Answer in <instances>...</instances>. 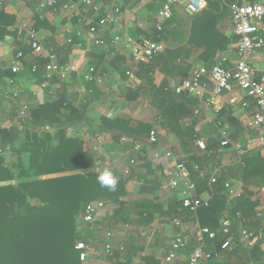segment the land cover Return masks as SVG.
<instances>
[{
    "label": "crops",
    "instance_id": "obj_1",
    "mask_svg": "<svg viewBox=\"0 0 264 264\" xmlns=\"http://www.w3.org/2000/svg\"><path fill=\"white\" fill-rule=\"evenodd\" d=\"M67 1L69 0H60L62 3ZM96 1L106 7L120 4L126 20L110 29L102 45L93 43V37L89 34L88 26L81 14L63 11L58 5L56 8L44 10L43 17L40 19L38 18L39 13L34 10V4L29 5L24 0H0V12H6L13 18L12 24L8 25L5 30H10L12 26L23 21L34 22L38 32L44 36L43 55L53 52L57 54L59 60L64 59L65 63H72L76 66V71L69 74L66 79L55 78V81H50L47 86L37 84L27 74L34 56L28 45L15 36L11 30L10 33L5 31L2 36L0 35V84L5 85L8 77H15L16 84L10 90L17 94L14 97L13 94L0 90V128L20 130L17 140L0 147V154L5 165L14 169L15 164L7 162L11 158L8 152L16 154V161L19 160L20 154L25 156L29 153L25 147L26 141L23 139L26 129L43 134L47 132L57 144L59 128H37L28 121H23L24 118L19 116L20 103L29 106L32 103L53 100L58 96L64 97L67 103L79 109L83 119L60 127V129L68 136L78 138L82 142L83 150L92 156L94 163L88 170L75 172L90 171L100 174L101 170L110 168L123 182L122 185L118 183L111 197L102 198L106 201V209L100 213L96 221L84 223L78 219L77 230L81 236L80 239L91 244L90 261L93 264H152L156 260L158 264H165L164 258L169 252L171 242L175 234L180 232L187 244L185 249L179 252L176 263L187 264V256L195 246L197 227L201 225L195 216L196 212L191 211L194 217L189 219L182 213L176 217L178 212L176 214L175 212L183 208L181 199L184 181L180 179L177 188H169L166 185L165 174L167 168L174 166V161L165 157L161 160H154V153L162 154L166 151L174 153L190 169L191 179L194 182L195 175L198 176L193 170L194 165H198L205 172V177L216 169L217 181L224 178L220 191L214 192V187L208 184L202 190H197L196 187L192 192L193 195L208 200L209 203L222 196L229 206L239 196L228 194L227 185L240 195L246 193V190L250 192L251 200L258 202L255 209L262 211L264 210V187L259 188L252 184L246 187L238 170V164L243 157L253 155L255 158L260 156L264 159V148L260 146L248 148L241 158L238 154V150L244 147L247 138L258 134V130H248L242 123L243 119L252 113V108L248 107L243 110L238 106L228 104L227 93H222L217 97L214 107H208L205 104V98L209 95L207 91L204 98L193 97L186 93L175 94L178 100L185 98L188 101L186 105L192 108L193 115L184 117L178 123H173L168 127L164 126L157 109L150 103L148 92L145 89L141 90L136 99L126 98L130 90L142 80L146 71L143 73L141 70L144 64H136L132 61L129 47L123 41L117 44L111 42V37L116 33H120L123 38L128 34L137 38L139 34L144 33V30L149 28L156 18L157 4L146 3L144 0ZM252 1L225 0L227 3L240 4ZM184 16L189 20L190 14L181 8H175L171 17L164 22L167 39L161 40L164 48L169 45L182 47L184 53L187 54L183 63L178 58L170 75H165L163 71H160L157 63L152 61L148 63V69L155 72L154 76L151 75L153 83L159 85L165 81L172 90L183 79L189 77L192 67L196 65L212 67L220 55L231 58L235 56L236 42L233 25L226 8L220 15L219 31L231 40L228 53L217 52L205 61L201 59V54L206 48L203 42L197 48L187 44L190 34L189 22L183 20ZM140 24L142 27L139 26ZM255 24L260 29L264 25V20L257 21ZM19 48L24 51V59L20 63L18 72L12 74V62ZM252 64L257 70L258 77L264 75V45L254 55ZM90 68L94 69L92 73L94 79L88 81L85 75L89 73ZM126 70L133 71L135 80L128 78ZM209 80L208 76L203 79L207 84L210 83ZM250 105H252L251 101ZM196 110L197 113H195ZM221 110L225 111V114L219 118L218 114ZM103 117L120 118L128 122L133 129L140 124H148L150 126L147 130L153 128L157 130L158 142L153 144L148 142L147 136L150 130L143 134H131L115 128L110 129L103 123ZM220 130H225L231 140L230 144L223 148L219 145ZM198 139H203L207 149L214 153L204 154V151L197 145ZM135 140L142 144L139 151H136L133 146ZM133 156L137 159V165L132 174L135 177L125 176L122 172L123 167L127 159ZM198 178L204 177L198 176ZM11 183L13 182H0V185ZM115 192L119 195L114 199ZM174 220H178L180 225L176 226ZM239 220V223L234 222L231 227L235 248L223 249L222 253L216 252L213 259L206 258L200 264L209 261L220 264L264 262V232L261 229L257 231L246 229L244 226L251 223V219L247 217L241 216ZM221 223L216 231L219 235H221L219 232ZM242 229L253 233L249 241L241 240L240 230ZM106 244L112 246V254L105 252ZM208 252L212 253L211 250ZM144 258H148V263ZM255 260L256 263H254Z\"/></svg>",
    "mask_w": 264,
    "mask_h": 264
},
{
    "label": "trees",
    "instance_id": "obj_2",
    "mask_svg": "<svg viewBox=\"0 0 264 264\" xmlns=\"http://www.w3.org/2000/svg\"><path fill=\"white\" fill-rule=\"evenodd\" d=\"M24 1L29 5L34 4L32 0ZM206 2L207 5L201 12L188 18L190 34L187 39V44L193 48L199 47L201 42L205 44L206 48L201 54L204 61L212 58L217 52L228 53V46L231 43V40L219 31L220 15L225 8L223 3L220 0ZM10 17L8 13L0 12L1 36L5 31L10 33L9 29L5 30L13 22V18ZM14 35L16 36L15 33ZM151 38L155 41L166 40L165 28L160 32H154ZM186 57L187 54L181 46L169 45L158 53L152 62L157 63L159 70L165 75H170L172 68L175 67V61L179 58L183 63ZM47 62L46 56H33L27 70L28 77L42 85L45 79L44 65ZM60 63H65L64 59H61ZM33 65H37L35 71H32ZM148 66V63L143 65L141 70L143 73L146 71V74L139 84L130 90L126 98L136 99L141 90L145 89L150 103L157 109L163 120L162 124L166 127L193 115L192 108L186 105L188 101L185 98L178 100L174 90L170 89L165 81L159 85L153 83L151 75L154 76L155 72L150 71ZM55 78L57 79L56 75H53L49 83L55 81ZM15 84L16 81L11 87ZM224 114L225 111L221 110L219 118ZM23 118V121H28L33 127H58V143L56 144V140H52L47 132L43 134L26 129L23 139L29 153L25 156L20 154L15 164L18 171L15 167L14 169L7 167L0 154V182H13L0 185V264H80L74 246L81 237L77 230V222L82 207L89 201L111 197L113 191L98 183L99 174L90 171L75 172L88 170L94 164L92 156L83 150L82 142L60 129L83 119L75 105L58 96L43 103L29 104L27 114ZM102 121L110 129L115 128L131 134H143L150 130H147L150 125L145 123L133 129L128 122L120 118L103 117ZM19 133V129L0 128V147L17 140ZM238 168L246 187L250 184L259 188L264 187L262 157L255 158L253 155L243 157ZM221 179L212 186L214 192L222 188L224 178ZM194 180L197 190L208 186L207 177L200 179L195 175ZM119 184L122 185L123 182L119 180ZM245 192L229 206L227 200L219 196L208 205L198 207L195 216L199 224L217 231L220 222L227 216L235 217L236 212H239L243 218L251 219V223L244 226L246 229L253 231L261 229L264 232V210L257 211L255 207L258 202L251 200L250 192L247 190ZM118 195L119 193L115 192L114 199ZM179 210L175 212V214L178 212L176 217L182 214L188 216V219L194 217V213L187 208H182L180 212ZM239 221L235 219L234 222ZM205 244L206 258L213 259L216 252H223L224 238L219 234L212 239L206 236ZM209 250L212 251L211 254ZM144 259L148 263V258ZM155 263L158 264V261L154 260L152 264ZM204 264L220 263L209 261Z\"/></svg>",
    "mask_w": 264,
    "mask_h": 264
},
{
    "label": "built area",
    "instance_id": "obj_3",
    "mask_svg": "<svg viewBox=\"0 0 264 264\" xmlns=\"http://www.w3.org/2000/svg\"><path fill=\"white\" fill-rule=\"evenodd\" d=\"M34 10L39 13L38 18L42 19L43 11L48 8H56L60 6L63 11L81 14L83 21L88 26V32L93 37L95 45L105 43V36L110 32L111 28H115L118 24L126 22L123 14V8L120 4L112 7H106L99 4L96 0H69L60 2V0H32ZM137 1V0H129ZM146 3L157 4L156 18L149 28L144 30L145 33L139 34L137 38L131 34L124 36L116 33L111 37V42L117 44L122 42L129 47L131 59L136 64H147L153 58L164 50V45L161 41H155L151 37L154 32H160L164 29V22L167 21L173 14L175 8H181L186 13L193 15L201 12L206 7V0H144ZM224 7L228 10L230 19L233 25V34L236 42L235 56L233 58L226 55H220L214 65L207 68L203 65L192 67L188 78L183 79L177 84L173 90L176 95L189 94L193 97L204 98L205 92L209 95L205 98V104L208 107H214L217 97L222 93H227L228 104L238 106L246 110L252 108V113L243 119V126L248 130H258V134L247 138L244 147L238 150L240 158L246 153L247 149L254 147L264 148V75L258 77L257 70L252 64L254 55L264 45V25L259 29L255 22L264 20V0H253L250 3L240 4L237 2L227 3L225 0H220ZM142 27V24L139 25ZM16 36L28 45L34 56H46L48 62L44 65V81L43 86L49 84V80L53 75L58 79H66L69 74L76 71V66L72 63H60L56 53H44V36H42L34 22L23 21L10 28ZM24 59V52L20 48L16 51L11 73L15 74L19 70L20 63ZM37 69V65L32 66V71ZM93 68L89 69V73L85 75V79L91 81L94 79L92 73ZM126 75L129 79L135 80V74L132 70H126ZM208 76L210 83H204V77ZM15 79L8 77L5 80V85L0 84V90L4 93L17 94L10 89L14 84ZM250 101L252 105H250ZM27 104L20 103L19 116L25 117L27 114ZM197 113V110L195 111ZM221 140L220 148L230 144L225 130H220ZM147 140L153 144L158 142V133L156 129H151L148 133ZM198 147L204 151V154L211 155L214 152L207 149L206 142L203 139L197 140ZM133 146L136 151L142 147L141 142L133 141ZM163 154V157H162ZM154 153V160L171 158L174 161V166L166 169V185L169 188L175 189L179 185V180L184 181L182 190L181 206L192 212H196L201 205H208L209 201L193 195L192 192L196 188L195 182L191 179L190 169L184 162L171 151L164 153ZM137 165L136 157H129L127 163L123 167L125 176H133L134 167ZM193 170L199 177H205L206 174L199 168L198 165L193 166ZM102 171V170H101ZM100 171V172H101ZM217 170H213L208 177L209 186L217 183ZM228 194L240 196L233 189L227 186ZM106 209V201L103 199L93 200L83 205L79 214V219L84 223H93L103 210ZM241 214L236 212L235 217L229 216L225 218L220 226L219 232L224 237V249L232 250L235 248V241L231 233V227L235 219H240ZM176 226L180 225L178 220H174ZM215 238L217 232L207 227L198 226L195 233V246L187 256V264H200L206 259L205 253V238ZM253 237V233L246 229L240 230V238L244 241H249ZM186 240L180 232L176 233L171 242L169 252L166 254L165 264H177L179 252L185 249ZM79 258L80 264H93L89 257L92 254L91 244L83 240H77L74 246ZM105 252L112 254V246L106 244ZM256 264H264L260 261Z\"/></svg>",
    "mask_w": 264,
    "mask_h": 264
},
{
    "label": "clouds",
    "instance_id": "obj_4",
    "mask_svg": "<svg viewBox=\"0 0 264 264\" xmlns=\"http://www.w3.org/2000/svg\"><path fill=\"white\" fill-rule=\"evenodd\" d=\"M97 181L102 187L115 191L119 183V177L110 168H105L97 176Z\"/></svg>",
    "mask_w": 264,
    "mask_h": 264
},
{
    "label": "rangeland",
    "instance_id": "obj_5",
    "mask_svg": "<svg viewBox=\"0 0 264 264\" xmlns=\"http://www.w3.org/2000/svg\"><path fill=\"white\" fill-rule=\"evenodd\" d=\"M183 20L186 21V22H188L186 16L183 17ZM8 156L11 157V158L7 161L8 163H10V164H11V162H13V164H16V163H17V161H16V154H15L14 152H11V153L8 152ZM23 156H24V155H23ZM24 161H25V160H23V163H24ZM15 170L18 171V168L15 167ZM16 171H15V172H16ZM23 179H24V178H23ZM20 180H21V179H20Z\"/></svg>",
    "mask_w": 264,
    "mask_h": 264
}]
</instances>
